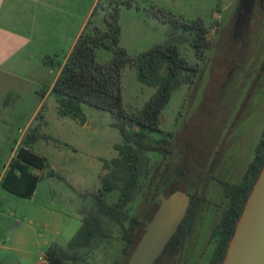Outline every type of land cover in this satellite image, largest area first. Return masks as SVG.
Wrapping results in <instances>:
<instances>
[{
	"label": "rangeland",
	"instance_id": "374dc122",
	"mask_svg": "<svg viewBox=\"0 0 264 264\" xmlns=\"http://www.w3.org/2000/svg\"><path fill=\"white\" fill-rule=\"evenodd\" d=\"M108 3L102 0L98 12ZM137 4L140 13L129 10L137 6L124 8L121 19V46L131 56L167 40L170 25L154 18L158 9L185 21L202 19L211 28L212 47L200 61L190 44L181 45L183 56L198 64L200 73L194 84L174 92L164 110L162 133L153 134L152 140L166 137L170 153L148 154L150 174L141 179V194L128 212L146 223L158 195L178 181L189 195H199L202 204L180 251L157 264H210L217 245L211 233L229 205L218 180L240 181L264 137V0H139ZM35 53L25 62L12 57L6 63L23 68L0 72V178L25 137L43 123L40 132L50 140L38 139L33 151L48 160L49 168L38 172L40 183L30 198L0 185V264H44L52 245L66 249L82 226V211L93 207L103 160L117 158L116 146L123 142L108 111L82 104L79 119L59 115L50 91L56 72ZM58 55L51 57L66 56ZM113 55L111 49L100 48L97 62L107 63ZM155 92L139 81L136 67L124 69V107L129 114L143 109ZM42 109L44 120L38 119ZM116 199L115 192L106 197L110 204ZM106 230L108 239L84 250L81 262L69 264H126L133 247L123 241L119 226L107 222Z\"/></svg>",
	"mask_w": 264,
	"mask_h": 264
},
{
	"label": "trees",
	"instance_id": "16d2710c",
	"mask_svg": "<svg viewBox=\"0 0 264 264\" xmlns=\"http://www.w3.org/2000/svg\"><path fill=\"white\" fill-rule=\"evenodd\" d=\"M101 1L98 2L94 14L100 8ZM135 6L138 7L135 0H109L107 8H102L105 12V28L93 25L91 20L88 22L67 56L52 88L61 117L81 118L82 104L108 111L117 121L116 125L121 131L123 142L116 146L119 153L117 158L103 160L101 186L94 197L93 207L82 211L81 228L66 249L58 245L49 248L46 253V264L81 262L84 250L91 249L109 238L107 222L119 226L123 241L133 247L128 253L129 259L142 238L147 223L152 220L159 208L157 201L146 223L143 224L132 218L128 212L129 206L141 194V179L150 174L151 159L148 154L159 153L167 156L170 153L169 140L166 137L156 143L152 140L153 134L162 133L164 110L174 92L184 85L194 84L200 73L199 65L190 64L180 47L190 44L195 49L197 58L203 61L205 53L212 47L211 28L202 19L185 21L171 12L165 14L163 10L158 9L153 12L154 18L170 25L167 40L148 52L131 56L121 46V14L124 8ZM100 48L113 51V58L109 62L103 64L97 62V51ZM46 63L53 62L49 59ZM127 66L136 67L139 81L156 89L143 109L133 114H129L124 107L123 71ZM46 94V91H43V97ZM41 117L44 118L43 109L38 114V119ZM42 125L44 123L32 129L25 137L24 146L11 161L2 183L4 189L22 198L32 197L40 183V177L29 173L28 170L45 171L49 168L48 160L33 151V144L38 139L50 140L47 135L41 134ZM130 126L137 127V130H132ZM263 167L264 137L260 140L255 157L240 184L219 181L230 204L223 213L221 222L212 232V238L218 239V244L210 264H223L238 222ZM49 175L53 176L54 173L49 172ZM178 190L186 191L178 181H175L163 193L169 196ZM114 192L117 193V199L110 204L106 197ZM201 203L202 198L199 195H191L188 214L159 261L168 253L180 251L191 234ZM137 227L140 230L135 233Z\"/></svg>",
	"mask_w": 264,
	"mask_h": 264
},
{
	"label": "crops",
	"instance_id": "0c3cea01",
	"mask_svg": "<svg viewBox=\"0 0 264 264\" xmlns=\"http://www.w3.org/2000/svg\"><path fill=\"white\" fill-rule=\"evenodd\" d=\"M99 1L0 0V72H5L6 68L14 71L23 68L14 65L13 69V66L10 67L6 61L13 57L25 62L31 56L36 55V51L42 57L44 64L48 65L49 69L55 70L54 73L56 72L55 80L50 85L51 91L62 71L67 56L88 22L91 20L96 26L104 27L101 22L105 23V13L97 11L94 14ZM136 1L139 2V0ZM139 6L138 9L129 10H136L137 13H140L141 7L139 8ZM124 11L127 10H122L121 19ZM60 52L66 54L63 59L51 57V55L58 57ZM49 59L52 60V64L46 63V60ZM17 153L12 155L13 159ZM8 167H5L3 176L0 178L1 186ZM28 172L39 176L38 172L41 171L29 169ZM16 174L19 175L18 172ZM226 180L232 184H240L243 178L240 181H237L236 178Z\"/></svg>",
	"mask_w": 264,
	"mask_h": 264
},
{
	"label": "water",
	"instance_id": "95a60500",
	"mask_svg": "<svg viewBox=\"0 0 264 264\" xmlns=\"http://www.w3.org/2000/svg\"><path fill=\"white\" fill-rule=\"evenodd\" d=\"M159 208L127 264H155L188 214L191 195L178 190L161 192ZM223 264H264V167L238 222Z\"/></svg>",
	"mask_w": 264,
	"mask_h": 264
},
{
	"label": "flooded vegetation",
	"instance_id": "af4514ba",
	"mask_svg": "<svg viewBox=\"0 0 264 264\" xmlns=\"http://www.w3.org/2000/svg\"><path fill=\"white\" fill-rule=\"evenodd\" d=\"M220 180H218V182H219ZM222 181H225V180H222ZM225 182H228V181H225ZM230 183V182H229ZM220 184V183H219ZM232 184V183H231ZM222 190H223V188H222ZM223 193H224V191H223ZM225 196V195H224ZM226 197V196H225ZM228 199V198H227ZM228 201H229V199H228ZM202 204V203H201ZM229 204H230V201H229ZM191 206V205H190ZM201 206V205H200ZM228 207H229V205H228ZM228 207H227V209H228ZM199 209H200V207H199ZM226 209V210H227ZM226 210H224L223 211V213L226 211ZM198 212H199V210H198ZM223 213H222V217H221V219H220V221L217 223V225L221 222V220H222V218H223ZM197 215H198V213H197ZM197 215H196V218H197ZM196 218H195V221H196ZM185 220V219H184ZM195 221H194V223H195ZM184 222V221H183ZM194 223H193V225H192V231H193V227H194ZM182 225V224H181ZM216 225V226H217ZM215 226V227H216ZM215 227H214V229H215ZM213 229V230H214ZM213 230H212V232H213ZM192 231H191V233H192ZM189 237V236H188ZM187 240V239H186ZM185 240V241H186ZM211 240H216L217 241V244H218V239H216V238H212V233H211ZM185 243V242H184ZM216 247H217V245H216ZM216 247H215V249H216ZM215 251V250H214ZM169 254V253H168ZM214 254V253H213ZM167 255V254H166ZM213 256V255H212ZM163 258V257H162ZM212 259V258H211ZM160 261H161V259H160ZM159 261V259H158V261L155 263V264H157V263H159L160 262ZM211 262V261H210Z\"/></svg>",
	"mask_w": 264,
	"mask_h": 264
}]
</instances>
